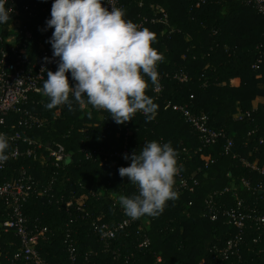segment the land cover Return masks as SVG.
<instances>
[{
  "label": "trees",
  "instance_id": "16d2710c",
  "mask_svg": "<svg viewBox=\"0 0 264 264\" xmlns=\"http://www.w3.org/2000/svg\"><path fill=\"white\" fill-rule=\"evenodd\" d=\"M206 1L121 0L126 19L138 27L145 17L148 19L139 28H146L155 35L151 46L163 56L157 67L165 86L162 97L157 98L154 85L145 77L148 82L146 95L158 105V110L151 122H146L142 112H137L131 120L132 153L129 157L148 142L170 143L178 152V160L184 162L183 173L190 176L197 173L201 183L195 193L178 194L177 200L169 201L161 215L138 219L136 225L117 235L111 249L105 248L92 222L99 218L109 222L124 218L121 207L114 205L115 196L133 197L139 194V188L126 177L122 178L118 170L130 166L132 161H107L103 155L87 159L81 149L121 147L127 129L125 123L117 124L106 110L88 105L86 98L82 105L70 97L71 109L67 105L47 109L45 105L49 99L46 96H35L39 102L29 104L30 111L46 119V123L33 129L18 126L17 131H26L29 137L46 146L55 142L63 144L73 153V161L59 170L52 165L49 151L43 149L37 159L9 161L0 178L10 179L22 167L41 184H48L57 177L53 197L33 196L24 205L27 215L50 229L49 240L38 244L40 253L50 264H71L66 244L68 236L78 249L77 264H200L203 260L206 264H264V235L255 223H247L241 255L223 260L214 248L224 246L237 230L226 217L211 221L203 216L206 197L230 185L233 179L244 177L251 181L250 189L239 190L247 206L260 201L255 187L264 176L243 165L242 159L264 165V145H260L264 138V106L254 108V101L264 96L261 87L264 68H253L258 58L257 46L264 42V17L245 0ZM18 3L21 7L38 4L32 26L50 29L46 20L51 18L53 0L46 3L20 0ZM155 6L165 10L166 22L153 21L157 16ZM12 20L13 17L3 26L4 33L13 32L9 28ZM169 28L175 31L169 33ZM19 42L20 46L24 45L22 40ZM27 47L33 51L35 44L28 42ZM57 69L58 64L51 71ZM181 71L188 74L187 80L174 78ZM67 75L73 85L70 73ZM169 100L187 103L193 111L208 115L211 126L225 130L233 139V148L226 152L223 139L217 145L198 151L201 146L198 134L179 112L165 108ZM253 110L249 120H238L240 113ZM18 121L19 116L12 114L3 130L11 132V126ZM13 147L10 142L8 151ZM212 158H216V162L206 167L205 163ZM98 189L101 192L93 196L92 190ZM84 194L90 216L79 213L77 201L72 198ZM219 200L229 208L237 206L232 193L223 194ZM5 209L0 200V216L5 214ZM141 224H148L152 240L151 247L146 249L139 248L138 225ZM1 234V263L19 264L12 261L19 248V238L13 232ZM118 253L120 257L117 258Z\"/></svg>",
  "mask_w": 264,
  "mask_h": 264
},
{
  "label": "built area",
  "instance_id": "2783aa9c",
  "mask_svg": "<svg viewBox=\"0 0 264 264\" xmlns=\"http://www.w3.org/2000/svg\"><path fill=\"white\" fill-rule=\"evenodd\" d=\"M20 0H8V7L11 8V17H13L12 24L9 28L13 32L4 33L3 26L0 25V133L5 134L11 143L14 144L13 149L8 151L9 159L0 165V177L2 173L7 170L9 161L18 160L20 158H39L40 152L43 149L49 151V157L52 165L57 169H64L66 165L73 161V153L68 152L65 146L61 143L55 142L46 146L39 140H35L26 134V131H17L18 126L26 129H33L35 127L44 126L46 119L40 118L29 109L31 102H39V98L35 96L44 97L43 83L47 79V71H51L58 64V58L53 57V49L48 40L51 38L54 29L45 30L41 25L33 27L31 20L36 16L37 11L35 6L19 5ZM48 0H39L40 3H46ZM206 0H201L200 3H206ZM246 4L253 7L255 11L264 17V0H245ZM103 7L111 11L112 7L119 8L124 11V5L121 0H103ZM157 10V16L154 22H166L168 15L161 6L154 7ZM162 14V17L159 15ZM148 19L145 17L139 24L143 25ZM2 29V32H1ZM175 30L168 29L169 33ZM19 40L24 42L20 46ZM28 42L34 43L33 51L27 47ZM258 58L253 64L255 70L264 68V42L257 46ZM49 58V62L45 58ZM158 71V67H157ZM179 81H185L189 78L185 71H181L174 76ZM165 91L163 84V76L158 72V83L154 85L153 92L157 98L162 97ZM166 109L172 108L179 112L185 121L191 125L193 130L198 134L201 146L198 151H203L206 147L217 145L221 140L225 139V150L230 151L233 148V139L227 136L225 130L217 129L210 125L209 117L205 113H197L192 110L189 104L175 103L172 100L166 101ZM253 111H245L239 114L238 120L246 121L252 117ZM19 116L18 124L11 126V132L3 130L6 127L7 119L12 115ZM130 121L125 122L127 127L125 137L122 140L121 147L115 149H105L104 147H95L92 151L87 148H82L87 159H93L95 155H103L107 161L113 159L125 160L124 156L131 155L130 149ZM260 145H264V138L260 140ZM180 159V157H178ZM181 167V172L176 177L175 190L178 194L185 192L195 193L201 180L197 173L191 176L183 173L184 162L178 160ZM216 162V158H212L205 163L206 167ZM243 165L249 167L262 176H264V165L251 163L247 159H242ZM131 164V163H130ZM0 178V200L6 206L5 214L3 212L0 216V233L13 232L19 238V248L14 253L12 261L19 264H50L40 253L38 244L41 241L49 240L50 229L47 226H42L38 220H34L24 212L25 203L33 196L35 197H53V189L57 182V177H53L48 184H41L37 181L26 168H20L15 174L7 179ZM251 188V181L242 177L241 179H233L232 183L225 186L221 190H216L205 199V207L203 216L211 221H217L221 217H226L229 224L234 226L237 233L228 239L222 247H215L214 252L222 256L223 260L230 259L231 256H240L242 245L245 242L247 234V223L249 221L255 223L264 235V179L260 180L255 187L259 192L260 201L253 206H247L246 201L239 194V190L243 188ZM98 190H92V195L96 196ZM226 193H232L236 207H227L220 200V196ZM72 198L77 201V211L90 216L86 206V195L77 197L73 195ZM71 203H69V206ZM116 207L120 206V196H115ZM193 202L189 203L192 206ZM121 211L124 218L120 221H104L102 218L93 219V226L96 235L104 243L106 249H111L113 242L117 235L138 223L137 220H131L125 215L123 208ZM140 234L139 248L146 249L151 247L152 240L149 235L148 224L138 225ZM68 246L69 259L71 264L78 263V249L70 240L66 239ZM3 252L0 248V264ZM117 258L120 257L118 253ZM161 261L162 258L158 257ZM200 264H206L201 261Z\"/></svg>",
  "mask_w": 264,
  "mask_h": 264
},
{
  "label": "clouds",
  "instance_id": "9594fccd",
  "mask_svg": "<svg viewBox=\"0 0 264 264\" xmlns=\"http://www.w3.org/2000/svg\"><path fill=\"white\" fill-rule=\"evenodd\" d=\"M103 0H53L47 28L54 29L48 43L58 69L47 71L43 94L51 110L72 107V99L97 110H106L117 124L133 120L137 112L146 122L155 119L158 105L146 95L147 77L158 83L157 65L163 60L151 45L155 35L126 19L116 7L111 11ZM8 0H0V25L11 19ZM49 62V58H45ZM68 73L75 82L69 83ZM9 138L0 133V165L9 159ZM120 167L119 175L139 188L133 197H120V205L131 220L161 215L169 201L179 198L176 177L181 172L178 152L170 143L151 141Z\"/></svg>",
  "mask_w": 264,
  "mask_h": 264
},
{
  "label": "crops",
  "instance_id": "0c3cea01",
  "mask_svg": "<svg viewBox=\"0 0 264 264\" xmlns=\"http://www.w3.org/2000/svg\"><path fill=\"white\" fill-rule=\"evenodd\" d=\"M262 88H264V84L261 85ZM259 105L264 106V96H259L255 101H254V108H257ZM1 233H0V241H1Z\"/></svg>",
  "mask_w": 264,
  "mask_h": 264
},
{
  "label": "water",
  "instance_id": "95a60500",
  "mask_svg": "<svg viewBox=\"0 0 264 264\" xmlns=\"http://www.w3.org/2000/svg\"><path fill=\"white\" fill-rule=\"evenodd\" d=\"M1 32H2V29H1Z\"/></svg>",
  "mask_w": 264,
  "mask_h": 264
}]
</instances>
